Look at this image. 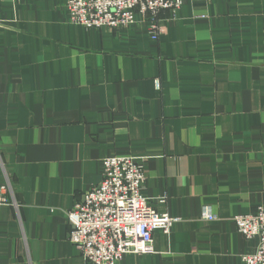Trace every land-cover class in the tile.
Here are the masks:
<instances>
[{
    "label": "crops",
    "instance_id": "1",
    "mask_svg": "<svg viewBox=\"0 0 264 264\" xmlns=\"http://www.w3.org/2000/svg\"><path fill=\"white\" fill-rule=\"evenodd\" d=\"M66 2L0 0V264H86L66 213L113 156L179 218L117 264H244L257 239L234 218L264 207V0H186L153 41L139 16L75 26Z\"/></svg>",
    "mask_w": 264,
    "mask_h": 264
},
{
    "label": "built area",
    "instance_id": "2",
    "mask_svg": "<svg viewBox=\"0 0 264 264\" xmlns=\"http://www.w3.org/2000/svg\"><path fill=\"white\" fill-rule=\"evenodd\" d=\"M186 0H67L70 22L86 29H129L137 16L147 23L151 40H157L163 12H175ZM156 88L159 81L155 80ZM101 181L84 193L66 213L68 242L86 264H117L125 255L153 254V233L168 234L179 218L157 213L144 198V169L131 157H108L101 163ZM0 192V209L9 200ZM164 203V199H158ZM205 220L214 216L203 213ZM234 223L244 238L257 239L244 264H264V207L254 214L237 216Z\"/></svg>",
    "mask_w": 264,
    "mask_h": 264
}]
</instances>
